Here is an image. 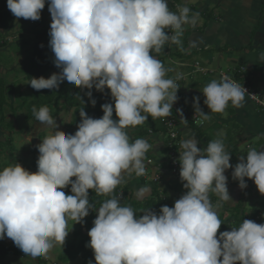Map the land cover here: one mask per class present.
Segmentation results:
<instances>
[{"label":"clouds","instance_id":"1","mask_svg":"<svg viewBox=\"0 0 264 264\" xmlns=\"http://www.w3.org/2000/svg\"><path fill=\"white\" fill-rule=\"evenodd\" d=\"M45 4L7 0L18 20H39ZM48 8L49 45L61 71L48 78L32 77L28 83L36 90L58 89L66 80L88 89L93 107L97 101L91 89L107 88L114 107L102 104L101 118L80 108L77 131L66 134L48 106H33L35 120L54 131L36 146L37 171L19 162L0 169V240L12 239L33 259L47 258L57 246L64 248L68 222H84L91 210L98 215L86 247L93 250L96 264H264V223L243 219L238 227L219 231V209L232 199L225 171L233 167L222 131L203 148L194 135L176 142L180 179L187 191L174 206L162 205L158 212L148 208L137 215L111 195L126 177L146 173L145 157L153 148L145 138L132 141L127 129L142 125L149 116L170 117L178 100L176 82L182 77L167 78L168 69L152 53H160L166 44L183 50L185 25L195 26L199 13L187 5L172 11L168 0H50ZM258 63H264V52ZM202 92L211 113L247 102L248 90L226 75L213 79ZM193 106L195 115L210 118L199 96ZM177 113L186 120L182 109ZM246 153V158L240 155L232 177L241 189L247 187L245 177L254 180L264 194V148ZM157 174V184L173 180L169 174ZM69 186L71 194L64 191ZM89 190L110 198L97 209ZM148 193L150 187L143 186L134 196L139 200ZM211 195L219 198L215 204Z\"/></svg>","mask_w":264,"mask_h":264},{"label":"crops","instance_id":"2","mask_svg":"<svg viewBox=\"0 0 264 264\" xmlns=\"http://www.w3.org/2000/svg\"><path fill=\"white\" fill-rule=\"evenodd\" d=\"M183 1L185 2V0ZM184 2L182 0H168L172 11H176V6L183 5ZM190 2L191 4H189ZM185 5L190 8L192 13H199V20L195 26L185 25L182 37L183 50L175 44H166L160 53L152 54L161 60L165 68L168 69L167 78L175 80L178 76L182 77L178 79L180 88L177 95L178 99L183 97L184 100L191 103L193 109H189L190 112H195L194 98L200 97V107L210 117L204 120L202 126H199L201 129L208 128L211 123L217 122L224 129L230 131L234 137L233 149L237 151L239 157L241 143L243 146L248 144V149L255 148L251 143L258 145L256 149L264 148V114L255 107L253 102L246 98L247 102L243 107L236 108L229 104L224 113H211V109L204 104L206 97L202 92L203 87L215 79L214 75H217L216 80H219L221 78L220 72H230L241 85L264 95V63H258L260 53L264 52V0H188ZM40 25H43V27L48 26L46 20L39 22ZM201 55H205V59L202 60ZM170 61L172 62L171 65L168 64ZM214 61L218 63L217 67L208 68V65ZM201 68L204 70L201 71ZM169 73L171 75L168 77ZM176 102L174 104H177ZM174 104L173 107L176 106V109H172V114L176 117L179 116L177 109H182V105L177 104L174 106ZM66 111L72 118L73 109ZM114 116L116 117L115 111ZM183 118L186 119L189 116ZM140 126L127 129L131 140L145 138L153 147L157 142L160 143L159 148L150 149L146 156L150 153L158 154L160 150L163 151L162 140H164V137L161 134H150V132L149 136L140 137L138 135L139 131L137 132ZM178 131L182 133L180 139H178L179 144L186 136L190 138L194 133L189 127L185 126L184 121L178 124ZM236 134L240 137L237 138ZM224 138H226L225 135ZM198 147L203 148L206 146L199 141ZM230 163L234 165L232 160H230ZM155 167L157 166H154L153 169ZM245 180L247 187L244 189H241L238 180L234 181V184L227 180V185L229 184V187H231L229 194L232 199L228 204H222L220 213H224L227 208L234 207L242 200L247 202L248 199H251L247 198V191L255 192L252 197L255 200L251 199V203L256 206L259 205L256 200H264V194L259 192L256 184L253 186L254 180L247 177H245ZM126 182L131 184L132 177H130V181H127L126 178ZM172 182L177 181L172 180ZM238 190L241 191V197L239 198L234 196ZM218 199L217 196L211 195L213 204Z\"/></svg>","mask_w":264,"mask_h":264},{"label":"trees","instance_id":"3","mask_svg":"<svg viewBox=\"0 0 264 264\" xmlns=\"http://www.w3.org/2000/svg\"><path fill=\"white\" fill-rule=\"evenodd\" d=\"M0 26L2 25L3 17H5L4 10L6 6V2L0 1ZM50 3V0H46V7L45 9L49 10L48 4ZM43 11H41V14ZM50 25L43 27L42 30L34 31L35 34V41H33L31 52L28 55V59L25 61L23 66H21L20 70L23 75V80L27 83L30 82L32 77L39 78L40 76H44L45 78L50 77L54 72L61 71L60 68H58L54 63V53L51 50V47L49 45L50 41ZM3 38V34H0V38ZM23 47L27 46L29 43L26 39H22ZM5 47V42L3 40H0V48ZM232 79L239 82L238 79L234 78L231 73H227ZM171 75V73L168 74ZM178 84V82H176ZM6 80L4 78H0V114L4 111L5 106L8 104V98L6 94ZM243 86V85H242ZM29 91L27 92L26 96L22 98L21 104L17 107H13L14 111L17 110H24L26 120L28 121H36L35 117L32 113V108L35 106L37 109H39L41 106H48L50 109V114L53 116V118L59 117L62 109L63 110H69L73 109L72 113V120L69 123V126L74 128L75 131L78 129V124L81 121V117L79 115V109L84 107L87 114L93 118H101L103 116V110L101 105L104 103H113L114 107V101L111 97L110 89H105L104 92H100L93 87L91 89L92 91V98H95L97 103L93 107L91 104L90 98L87 96L88 89H80L73 84L67 82L66 80L63 81L58 89H41L36 90L34 89L30 83H28ZM79 94L83 101L76 95ZM183 98V97H182ZM181 97L177 100L178 105H182V110L184 111L183 117L189 116L190 114L194 112H190L187 108V104H191L188 100H184ZM247 98V97H246ZM248 99V98H247ZM249 100V99H248ZM177 104H174L177 105ZM255 107L260 110L254 103ZM176 109V106L173 107ZM263 114V113H262ZM179 115V114H178ZM199 115V114H198ZM113 118L116 119L113 113ZM178 118H181L179 115ZM4 119L3 115L0 116V121ZM182 119V118H181ZM187 119V118H186ZM186 121V120H185ZM190 120H187V123H184L185 126L189 127L193 133V135L197 138V140L201 141L202 143L207 146V144L217 138V134L221 131L225 134L226 138H224V144H225V150L231 153V157L236 156L238 153L233 149L234 140L230 138V131L227 129H224L223 126L215 122L214 124L211 123L208 128L201 129V127L195 125L193 122H189ZM12 124L10 125V127ZM140 126V130L138 135L140 137H146L150 134L156 135V134H164L166 137H164V140H162V147L163 152L168 155V159H165L163 157H160L159 160H156L154 157L156 156L153 153L148 154L145 157V163H146V172L148 175H152L153 173H159L163 176V173L165 174V171L172 173V164L171 159L169 156L170 153V144L173 142L174 146L176 147V142H178V139H180V136L182 133L178 132V138L173 141L169 138L167 128L163 125V123L160 121V118L153 120L151 116H149L146 123ZM259 150V149H258ZM2 151V150H1ZM0 151V152H1ZM10 151V150H8ZM162 151V150H161ZM160 154V151H159ZM162 155V154H161ZM1 156V153H0ZM179 157L175 159L176 165H177V173L175 175H171L169 173V176L173 178V180L179 181L173 183L172 180L170 184H153L149 183V181L146 180V177L144 175L142 176H135L132 175V183L127 184V182L122 183L119 185L115 192L111 195L118 194L122 195L121 203L123 205H130L135 213L137 215L143 214L142 211L146 210L148 208H151L155 211H159L162 205H168V206H174V202L179 199L182 195L181 193L183 190L186 191V189L183 187V183L180 179V163H179ZM151 159L152 164L147 165V160ZM16 162L12 163H6L5 166L9 164H15ZM167 164V165H165ZM25 168L30 169L29 166H26L22 164ZM154 166L155 169H153ZM156 173V174H157ZM73 179H75L73 177ZM143 186H149L150 187V193L146 195L143 199H136L134 196V193L136 190ZM71 186H69L67 189H64V191L67 194H71L70 192ZM110 198L109 196H101L97 195L93 190H89V199L90 202H92L95 207L98 209L101 206V203ZM228 214V216L225 217V215ZM219 218L222 221L221 228L219 231H225V230H231L232 227H238L239 224L243 221V219H250L257 223H264V205H255L254 203L249 202H239L237 205L232 207V211L230 208H227V211L225 213H218ZM98 213L96 211H91L87 217L84 218V222L81 224H85V230L86 235H83V237L78 241L76 244L69 245L65 248V250L58 256V263H68L70 261H73L77 258L79 253L83 251V256L85 258V261L83 264H88L89 260L92 261V252L93 250L89 247H86V244L90 241V236L88 235L89 230L93 227V221L96 218ZM83 229L81 228L78 232H75V235L82 234ZM219 234V233H218ZM22 254H25L20 248H18L13 241L5 243L4 245H0V260H4L9 255H14L16 257L22 256ZM39 264H46L45 257H39L38 260ZM4 264H14V263H4ZM22 264V263H17Z\"/></svg>","mask_w":264,"mask_h":264},{"label":"rangeland","instance_id":"4","mask_svg":"<svg viewBox=\"0 0 264 264\" xmlns=\"http://www.w3.org/2000/svg\"><path fill=\"white\" fill-rule=\"evenodd\" d=\"M186 1L188 2V0H185V2L182 0V2H184L183 5H185ZM3 2H6L5 12H4L6 17H3L2 19L3 25L2 27L0 26V34H5V35H3V38L1 37L0 40H3L5 42V47L0 48V78H4L6 80L5 85L7 87L6 94L8 98V104L5 106L4 111L0 114V116L3 115L4 117V119L0 121V151L2 150L0 152L1 153L0 169L5 167L6 163L9 162L12 163L15 161L24 164L26 166H29L31 171L35 172L37 171V159L39 156V151L36 146L42 142V138L44 136H46L47 134H49V132H52L54 130L51 128L44 127V125L41 124V122L39 121L26 120L24 113L25 111L24 110L14 111L13 107L18 108V106L22 102V98H24V96H26L27 92L29 91L28 83L23 80L24 77L21 73L20 68L28 59V55L31 52L33 41H35L34 31L35 30L40 31L43 29V25L39 26V22L41 23L44 20L47 21V25L49 26L51 24L52 18L49 10L44 8L42 10L43 13L41 14V18L39 20L33 21L31 19H24L22 17L19 18L18 20L8 9L7 0H3ZM189 4H191V2ZM23 38L26 39L29 43L25 47H23V43H22ZM200 58L202 60L205 59V55H201ZM168 64L171 65L172 62L170 61V63L168 62ZM217 65L218 63L217 62L215 63L214 61L208 65V68L212 69L215 66L217 67ZM214 76L215 79H217V75ZM187 108L193 109V107L189 104H187ZM61 113L57 119L59 129L63 130L66 134L68 133L75 134L76 132L75 129L69 126V123L72 120L70 114H67V111L63 109ZM11 124L12 126L10 127ZM140 130L141 129L137 130V132ZM161 136L166 137L163 133L161 134ZM229 136L231 139L234 138L232 133H230ZM235 136L237 138L240 137V135L237 134ZM240 145H241L240 155H244L246 158L247 155L246 152L248 151V144L243 146L241 143ZM251 145H253V147L255 148L258 147L256 143H251ZM159 147H160V143L157 142V144L154 145L152 150H155ZM160 152L162 155L159 154V152L158 154L155 153L156 156L154 158L156 160H159L160 157L168 159V155L166 153H164L161 150ZM238 158L239 156L237 155L232 157L231 160L232 162H234V165L232 168L226 169L225 171V175L228 177V181H230L232 184H234V181H236L232 177V172L234 171L235 165L239 162ZM168 174L169 172L165 171V175L168 176ZM126 178L127 181H130V177H126ZM254 185L255 183L253 184V186ZM227 187L229 190H231L229 184L227 185ZM186 191L183 190V192ZM247 192H248L247 198L252 199V197L255 195V192H251V191H247ZM245 193L246 191L244 192V194ZM180 195H183V193H181ZM234 196H237V198L241 197V191L238 190L237 192H235ZM251 199H248L247 201L249 202V200L251 201ZM252 200L254 201L255 199ZM242 202L244 201L242 200ZM256 203L264 205V200L263 199L256 200ZM230 210L232 211V208H230ZM221 211L222 209H219V213ZM228 214L229 213H227L225 217L228 216ZM68 228H69V234L66 237L64 248L57 246L52 252H50L49 256L45 258L47 260L46 264H63V263H58V256L65 250L66 247L78 243V241L83 237V235H86L85 224L82 225L81 223H74V221H69ZM81 228H84L83 233L75 235V232H78ZM11 241L12 239L5 237L4 239L0 240V245H4L5 243ZM92 254H93L92 262L93 264H96L94 252H92ZM38 260L39 257L33 259L30 256H26V254H22V256L19 257H16L14 255H9L7 256L6 259L0 260V264H4L8 262L14 264L17 263L39 264ZM84 261L85 258L83 256V251H81L75 260L65 264H83Z\"/></svg>","mask_w":264,"mask_h":264},{"label":"built area","instance_id":"5","mask_svg":"<svg viewBox=\"0 0 264 264\" xmlns=\"http://www.w3.org/2000/svg\"><path fill=\"white\" fill-rule=\"evenodd\" d=\"M198 65V63H197ZM201 71H203L204 69L201 68ZM220 75H226L228 76L230 79H232L226 72H220ZM234 80V79H232ZM235 81V80H234ZM237 82V81H236ZM239 83V82H237ZM240 84V83H239ZM241 85V84H240ZM242 86V85H241ZM245 87V86H244ZM248 90V94L246 95V97L253 103L256 104V106L258 108H260V111L264 114V95L261 94L260 92H255L252 91L251 89L245 87ZM187 120H191L193 121V123L195 125L198 126H202L204 124V119L202 117H200L198 114L195 115V112L189 115V118L186 119ZM160 121L163 123V125L167 128V132L169 138L173 141H175L178 138V124L182 123L181 118H178V116H174V114H172L170 117H163L160 118ZM184 120V123H187ZM170 159H171V164H172V175H175L177 173V165L175 162V159L177 158V153H176V148L174 146V143L172 142L170 144V153H169ZM152 164V160L148 159L147 160V165H151ZM144 176L146 177V180L149 181V183H155L157 184L161 178L160 175L153 173L152 175H148V173L146 172L144 174ZM119 198L122 200V195L118 194Z\"/></svg>","mask_w":264,"mask_h":264},{"label":"water","instance_id":"6","mask_svg":"<svg viewBox=\"0 0 264 264\" xmlns=\"http://www.w3.org/2000/svg\"><path fill=\"white\" fill-rule=\"evenodd\" d=\"M34 144H35V142H34Z\"/></svg>","mask_w":264,"mask_h":264}]
</instances>
